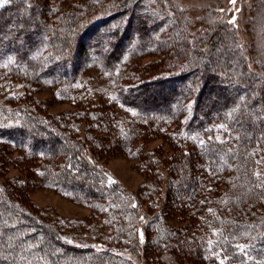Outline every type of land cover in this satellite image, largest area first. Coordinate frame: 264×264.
Returning <instances> with one entry per match:
<instances>
[{
  "label": "trees",
  "instance_id": "1",
  "mask_svg": "<svg viewBox=\"0 0 264 264\" xmlns=\"http://www.w3.org/2000/svg\"><path fill=\"white\" fill-rule=\"evenodd\" d=\"M157 1L149 12L144 0H8L0 7V96L11 81L24 88L0 106V264H134L115 247L70 243L77 225L46 219L27 199V178L4 172L25 166L73 201L107 213L95 226L110 219L99 209L107 207L118 220L107 225L119 235L109 240L137 250L138 233L127 228L137 214L129 195L108 184L83 151L119 146L129 154L133 140L158 133L173 150L159 153L166 183L154 168L157 152L136 149L150 167L152 205L162 207L149 218L145 257L264 264V0L249 4L250 46L219 5L202 8L195 26L180 1ZM135 34L143 54L161 55L162 64L121 62ZM91 54L110 71L101 100L78 76V62ZM46 86L73 109L46 113L35 96ZM164 214L188 224L166 225Z\"/></svg>",
  "mask_w": 264,
  "mask_h": 264
},
{
  "label": "rangeland",
  "instance_id": "2",
  "mask_svg": "<svg viewBox=\"0 0 264 264\" xmlns=\"http://www.w3.org/2000/svg\"><path fill=\"white\" fill-rule=\"evenodd\" d=\"M33 1L41 3L40 0ZM81 1L84 2L85 0ZM155 1L156 0H144L145 3L143 5H146L144 11L149 12L151 9L154 11L158 10V1ZM178 1H180L182 5L188 7L190 18L195 23V26H198L199 22L202 20V8L207 5H219L220 9L226 10L225 14L227 15V18H229L235 31L240 34L244 46H250V43H252L250 40V32L246 28L248 27L246 26L247 20L249 19L250 14H252L250 12L252 10L249 6L252 0H234V2L233 0ZM148 19L149 18H147V22L149 23ZM198 20L199 22H197ZM152 27L155 28V26ZM130 29L132 30V27H130ZM133 37H135V40L133 43L128 45V50L125 51L121 62H124L127 65L133 64L135 62L140 64L150 63L153 61H158L159 63L161 62V55L143 54V47H141L142 45L138 40L137 35L135 34ZM254 49L255 47L251 49V56H249L253 61L255 60V54H257V52H254ZM78 63H81L78 70L79 79L82 82L88 84L91 93H93L95 97L99 98L100 100V97L105 98L107 96L108 89H110V71L103 67L104 63L101 64L99 56L91 54L89 61L82 59ZM162 63L163 61L161 64ZM250 65H253L252 61H250ZM7 86L8 88H11V90L8 91L4 97L0 96V106H6V97L8 95L20 94L24 89L20 83L13 84L12 81L9 82ZM54 94L53 91L47 86L41 90L37 89L35 91V96L42 99L44 105L41 106L46 113L59 114L68 109H73L68 102L60 101L56 94ZM121 112L123 113L124 111L120 110V113ZM124 113L126 116H129V113ZM79 130L80 134L83 135V131L80 128ZM115 138L117 139L116 135L112 137V140ZM167 142H169V139L165 137V135L158 133L157 135H153L150 139L147 138L145 142H140L138 139L133 140L131 148L134 151H129L127 149L129 154H127L124 149L120 148L119 146L117 149L110 151H105L104 149L100 150L95 147L94 150L93 148L91 149V152H88L87 150L83 151L85 160L91 163V165H93L97 170L106 174L109 179L107 180L108 184L112 183L119 185L129 195L127 196L131 201L130 209H132V212L136 210L137 214L129 219L130 221L127 228H134V230H136L138 233V237L135 241V247L137 250L132 249L131 245L125 244L124 241H120L117 244L109 240V236L114 238L116 235H118V233L115 231L113 226L109 227L107 222H118V220L117 217H115L116 215L111 213L107 207L98 208L108 212L110 219L102 222L101 225L103 227L98 225L95 226L97 221L101 223V220L98 218V216L104 219L107 216V213H100L102 214L100 215L99 211L96 209L73 201L70 197L58 191L56 188L42 183L36 174L33 173V171L32 173L29 172L27 174L28 171L25 166H10L5 170L4 176L6 178H21L22 180H26L27 178V199L33 204V206H35L33 207L34 209H36L42 215H45L44 217L46 219L52 218L53 220L57 221L74 222L77 225L78 234L67 238L70 243L78 245L84 242L99 250L105 249L107 247H115V253L118 250L120 252H126L134 264H169L167 262H163L162 259L159 260V258L148 259L145 257L144 247L148 239L146 228L149 224V218H151V216L156 212H159L162 207L158 202H156L155 205H152V202L155 200L151 194V190L148 192V187L146 186L147 182L150 183L152 179V175L149 174L150 167H146L144 162L145 159H141L136 152V149L141 146H143V152L147 150H153L157 152L159 161L154 168L161 173L162 178H164L162 184H164L167 182L170 176L168 174V168L162 162L163 156L159 153H161V151H164L168 154L173 152L172 148ZM158 148L160 149L158 150ZM175 149L177 148L175 147ZM132 152H136V156H132ZM31 178H35V181L33 182ZM168 215L169 217H165L164 214L166 225L178 228L179 226H186L188 224V221L185 219H180L181 217L178 214H175V217L172 214ZM69 231H71V228H69ZM191 262L196 264L194 258L191 260ZM170 264H175L174 260H172ZM198 264L205 263L200 261Z\"/></svg>",
  "mask_w": 264,
  "mask_h": 264
},
{
  "label": "snow or ice",
  "instance_id": "3",
  "mask_svg": "<svg viewBox=\"0 0 264 264\" xmlns=\"http://www.w3.org/2000/svg\"><path fill=\"white\" fill-rule=\"evenodd\" d=\"M8 0H0V7H3L5 3H7ZM234 2V0H233Z\"/></svg>",
  "mask_w": 264,
  "mask_h": 264
}]
</instances>
